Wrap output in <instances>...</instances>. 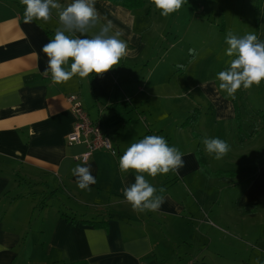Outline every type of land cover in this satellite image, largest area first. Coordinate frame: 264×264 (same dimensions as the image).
<instances>
[{
    "label": "crops",
    "instance_id": "obj_1",
    "mask_svg": "<svg viewBox=\"0 0 264 264\" xmlns=\"http://www.w3.org/2000/svg\"><path fill=\"white\" fill-rule=\"evenodd\" d=\"M59 3L66 6L71 0ZM146 5L128 9L108 0L95 2L100 23L110 21L112 32L119 31L127 43L126 55L107 72L118 78L117 83L128 78L130 83L123 85H130L131 92L122 119L109 112L104 117L101 107L112 98L106 99L102 91L96 90L95 101L83 102L117 151L92 152L87 164L96 183L88 191L77 186L72 174L77 164L85 165L76 156L87 147L67 142L75 121L68 96L77 94L82 100L86 85L97 84L100 75L105 83L106 74L74 75L53 83L41 49L62 27L56 11L47 22L26 24L19 0H0V246H5L0 248V264L83 259L90 264H264V161L254 152L246 155L245 144L235 142V98L220 90L214 78L175 85L187 67L177 74L169 66L177 62L173 54L161 57L171 89L151 97L146 75L133 80L149 62L145 35L150 25L142 11ZM260 13L264 15V0ZM196 73L204 78L206 72ZM198 107V119L183 125ZM156 108L161 113L155 115ZM146 135L162 136L177 147L185 166L179 174H143L164 203L158 211L137 213L123 195L136 173H121L119 159ZM206 137L220 138L232 147L216 159L205 151ZM198 149L206 158L203 164ZM227 162L235 166L226 169Z\"/></svg>",
    "mask_w": 264,
    "mask_h": 264
},
{
    "label": "clouds",
    "instance_id": "obj_2",
    "mask_svg": "<svg viewBox=\"0 0 264 264\" xmlns=\"http://www.w3.org/2000/svg\"><path fill=\"white\" fill-rule=\"evenodd\" d=\"M24 6V23L34 20L44 22L52 19L56 11L62 27L57 28L54 38L42 46L47 57L46 72L51 74L53 83L67 82L74 75L81 78L89 74H103L119 65L126 55L127 43L120 39L119 31L112 32V24H101L100 16L95 8L96 0H71L66 6L59 0H19ZM185 0H152L161 15L167 17L178 11ZM100 25L99 31L89 38L87 33ZM66 33H72L68 35ZM75 33H80L77 36ZM83 37V38H82ZM227 48L225 54L235 57L229 66L217 73L219 89L228 97L235 98L241 87L248 89L260 85L264 80V41L254 33L237 36L229 31L225 37ZM194 51V50H192ZM72 60L69 65V60ZM205 151L221 159L230 151V145L220 138H204ZM183 153L175 146H169L166 139L158 135H146L136 143H132L119 159L121 173L134 170L135 182L124 189L123 195L131 204L133 211H158L164 203V197L156 194V188L145 179L143 174L156 177L170 171L179 174L185 166ZM198 159V157H197ZM77 178V186L81 190L90 191V185L96 183L91 173V166L77 164L72 169ZM164 191L163 188L160 189ZM5 246H0L3 248Z\"/></svg>",
    "mask_w": 264,
    "mask_h": 264
},
{
    "label": "rangeland",
    "instance_id": "obj_3",
    "mask_svg": "<svg viewBox=\"0 0 264 264\" xmlns=\"http://www.w3.org/2000/svg\"><path fill=\"white\" fill-rule=\"evenodd\" d=\"M256 2L257 0H185L178 11L167 17L161 15L162 10L157 9L153 3H149L142 9L143 18H148L150 25L145 35L149 43L146 50L149 62L142 73L135 72L133 80L141 78V74L146 75L147 86L152 91L151 97L156 91L171 89L173 83H170L171 79L163 73L162 68H166V63L163 65L161 57L173 54L177 62L170 63L169 66L176 70L177 74L187 67V72L177 79L175 85L183 87L184 83L194 82L195 79L205 81L211 78H214L219 84L217 73L226 69L229 62L235 58L225 54L228 47L225 37L229 31L237 36L254 33L261 41H264V15L262 16V13L257 10ZM162 32L165 35L159 38L157 35ZM188 62L190 63L187 64ZM196 71L198 73L206 72L204 78L197 77ZM105 74V83L100 82L104 80V76L100 75L97 84L86 85L82 100L84 104L88 105L89 102L95 101L96 90L102 91L106 99L112 98L111 104H104L101 107L105 112L104 117L108 118L109 112L122 116L121 119L126 118L125 98L131 92V86L123 85V82L130 83V80L124 77V81L122 79L121 83H117L115 82L116 77L112 73L106 72ZM235 100L243 113V133L248 134L253 129V124L259 123L261 119L259 114H264V80L258 86L254 84L248 89L241 87L235 93ZM161 108L167 109L163 105ZM156 113H161V110L156 108L155 115ZM232 123L236 133L234 120ZM262 130L244 142L239 140L236 133L235 142L245 144L247 148L245 154L254 152L255 156L259 155L263 162L264 130ZM231 140L232 137L229 136L228 142L232 143ZM232 166H235V163L227 162L225 164V167H228L226 169ZM230 173L232 172L230 171Z\"/></svg>",
    "mask_w": 264,
    "mask_h": 264
},
{
    "label": "built area",
    "instance_id": "obj_4",
    "mask_svg": "<svg viewBox=\"0 0 264 264\" xmlns=\"http://www.w3.org/2000/svg\"><path fill=\"white\" fill-rule=\"evenodd\" d=\"M68 99L75 116L72 131L67 135L68 144H85L87 149L76 156L79 162L89 159L92 152L99 148H105L112 153H117L111 139L107 136L98 120H93L84 107L83 101L77 94H70Z\"/></svg>",
    "mask_w": 264,
    "mask_h": 264
},
{
    "label": "trees",
    "instance_id": "obj_5",
    "mask_svg": "<svg viewBox=\"0 0 264 264\" xmlns=\"http://www.w3.org/2000/svg\"><path fill=\"white\" fill-rule=\"evenodd\" d=\"M108 1L112 2L114 5L123 6L128 9H136V8L143 7L147 3H152V0H108ZM256 8L258 11H260V0H258ZM235 107H236V114L234 117V123H235L236 133L238 134L239 140L241 142H244L246 139L253 137L254 135L257 134L258 131L264 129V114L261 113L259 114L261 118L259 123L253 124L254 126L253 129L248 134H244L243 133V123H242L243 113L240 107L237 105L236 100H235ZM199 114H200V109H197V108L194 109L192 113L183 122V125L196 121L198 119ZM197 152H198L200 162H202L203 164L206 161V158L204 157L200 149H198ZM65 217L67 219H72L73 221H75V218H71L66 215ZM82 222L91 223V224L94 223L95 225H100L99 222H92L90 220H82ZM63 264H90V263L87 260L83 259V260H76V261H72L69 263H63Z\"/></svg>",
    "mask_w": 264,
    "mask_h": 264
}]
</instances>
